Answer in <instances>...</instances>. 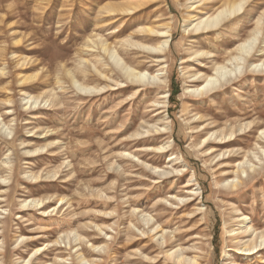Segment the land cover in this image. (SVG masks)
<instances>
[{"label": "rangeland", "instance_id": "374dc122", "mask_svg": "<svg viewBox=\"0 0 264 264\" xmlns=\"http://www.w3.org/2000/svg\"><path fill=\"white\" fill-rule=\"evenodd\" d=\"M228 1L242 0H0V264H179L166 257L176 249L264 264L261 240L249 254L231 233L243 217L264 232V73L185 93L200 84L191 73L244 66L228 58L254 36L248 63L264 60V0L191 31ZM146 29L171 34L165 55L142 48L166 39ZM116 61L166 82L141 86Z\"/></svg>", "mask_w": 264, "mask_h": 264}, {"label": "bare ground", "instance_id": "6f19581e", "mask_svg": "<svg viewBox=\"0 0 264 264\" xmlns=\"http://www.w3.org/2000/svg\"><path fill=\"white\" fill-rule=\"evenodd\" d=\"M200 1H205V0H200ZM201 2V3H202ZM243 2L244 0H242L241 2L237 3V2H226L224 3V6L221 10H217V12L211 14V15H208V13H204L203 16H201V18H199L200 20L193 25L192 27V32H196V31H202V32H207V31H212L214 30L216 27L219 26V24L221 23V21H223L225 18H229L231 17L232 15L238 13L240 10H242L243 8ZM208 10V8H206ZM198 20V18H197ZM188 29V28H187ZM124 31V30H123ZM141 31H143L141 29ZM145 31H147L148 33L150 34H156L157 36H162L165 40L162 41L159 45L155 46V47H142L144 49H147V52L149 50V53L150 51H153L152 53L154 54H159V53H162L164 54L165 52L169 51V45H170V39H171V34L169 32H157L153 29H146ZM189 32V31H188ZM191 33V32H189ZM195 34V33H193ZM191 34V35H193ZM257 34V33H254V35ZM153 38V37H152ZM256 36H254L253 38H251L249 41H246V43L242 44L239 46V48L237 49V52L234 54V53H231V55L229 56L228 58V62L231 63L232 61H244L245 63L244 66H241L242 64H239L237 66V68L235 67H232V69H229L228 68V65L227 64H224V65H218V66H214L213 67V73L211 75L209 74H206L204 72H201V71H198V72H195V73H191L189 75V79H190V82L191 83H200L198 84L197 86H195V88H188L186 89L185 93H188L189 94H194V95H205V94H209V93H212L214 91H216L217 89H220V88H223L225 86H227L228 84L230 85V83L234 82L235 80H237L239 77L241 78V76L244 74H253L255 73L256 71H259V72H262L264 73V60L261 61V62H258V63H248V61H250V51L252 49V45L254 44V42L256 41ZM253 42V43H252ZM135 45V44H134ZM263 52V51H262ZM200 53V52H198ZM197 53V54H198ZM195 54V53H194ZM110 55L113 57H115V53L113 51H110ZM152 55V54H150ZM165 55V54H164ZM155 57V56H154ZM160 57V56H159ZM254 57V56H253ZM83 59V58H82ZM116 59V57H115ZM152 59V58H151ZM159 59V58H158ZM85 60V59H84ZM254 60V59H253ZM83 61V60H82ZM164 61V60H163ZM259 61V60H258ZM117 62V67L120 68V70L126 75V77L128 78V80L134 82V83H137V84H141L145 86V84H152L154 83L155 81L159 80V83L161 85H164L166 80L164 81H161L159 77L155 75V76H152V77H149L148 79H145L148 74L146 72H140V71H137L135 69H130L129 67H126V66H121L120 65V62L119 61H116ZM84 63V61H83ZM157 63V61H156ZM160 63V62H159ZM234 63V62H233ZM164 64V63H163ZM144 65V64H143ZM213 65V64H212ZM233 66V64L231 65ZM165 68V67H162V69ZM83 70H86V71H89L90 74L86 73V71H81L83 73V79H85L86 77H90V76H93L91 71L90 70H87V69H83ZM165 71V70H164ZM75 74V73H74ZM166 74V72H165ZM256 74V73H255ZM69 75L73 78V84L77 86L78 90L82 93V94H85L86 96L93 94L95 89L92 88V87H88V86H84L82 83H79V80H75L74 79V76L73 74H71L69 72ZM166 77V76H165ZM164 77V78H165ZM80 79H82L81 77H79ZM166 79V78H165ZM127 80V79H126ZM187 80V79H186ZM164 83V84H163ZM189 83V82H188ZM155 84V83H154ZM158 84V82H157ZM195 85V84H194ZM121 86V85H120ZM192 87V86H191ZM194 87V86H193ZM156 89V88H155ZM160 89V88H158ZM152 90V89H151ZM101 90H99L100 92ZM146 91V90H145ZM150 91V89H149ZM98 92V91H96ZM143 93V92H141ZM149 93V92H148ZM151 93V92H150ZM84 95V96H85ZM162 96V95H161ZM168 93L165 94V96L163 98L165 99H168ZM140 97V96H139ZM34 98V97H33ZM32 100V99H31ZM34 102V101H33ZM158 102V101H157ZM168 102V101H165V103ZM159 103V102H158ZM153 104V103H152ZM162 105V104H161ZM166 105V104H165ZM158 106V104H157ZM32 108V107H31ZM164 108H166V106H164ZM167 110V109H166ZM165 112V111H163ZM168 114V113H167ZM201 116H199V119ZM198 119V120H199ZM211 124V123H210ZM243 125V124H242ZM213 126V125H212ZM166 127V126H165ZM164 127V129H166ZM170 128V127H169ZM212 128V127H211ZM163 129V128H162ZM205 130V127L203 128ZM170 130V129H169ZM164 131V130H163ZM168 132V131H166ZM231 132V131H230ZM223 133V132H222ZM217 134V133H216ZM262 135H264V132L261 133ZM208 137H206L203 142L200 144H198L197 146H202L207 140L211 141L212 137L215 135V133H212V134H207ZM222 136H220V140L219 141H223V140H226L227 138V135L230 139L233 138V136L235 135V132H232V133H225V134H221ZM152 136V135H151ZM210 136V137H209ZM263 137V136H262ZM219 138V136H216L215 139L213 141H216L217 139ZM237 138L233 139V141H235ZM232 141V140H231ZM173 142V141H172ZM171 142V143H172ZM227 142H230V141H227ZM225 143V142H224ZM223 143V144H224ZM173 144V143H172ZM161 148V147H160ZM167 150V148H166ZM207 150V149H206ZM157 152V150H156ZM191 153V152H190ZM264 153V152H263ZM188 154V153H187ZM192 154V153H191ZM206 154V153H205ZM126 155V154H124ZM185 157V156H184ZM189 157V156H188ZM122 158V157H121ZM126 158V157H125ZM186 158V157H185ZM185 160H188V159H185ZM172 161H175L172 160ZM171 161V162H172ZM249 170H254L255 171V165L253 166H250L249 167ZM177 171V170H176ZM175 171V173H176ZM180 171V170H179ZM166 172V171H164ZM251 172V171H250ZM172 173V172H171ZM170 173V174H171ZM178 173V171H177ZM261 173V172H260ZM259 173V174H260ZM180 174V173H179ZM196 174V173H195ZM237 176L236 177H233L232 181H229L227 180V186L228 184L230 185V188H232L233 190L235 189H239V187L241 188V186L246 183L247 181L244 180L242 178V174L243 175H247L249 177V173L247 172V170L245 169H241V170H238L237 172ZM194 175V174H193ZM236 175V173H235ZM241 175V176H240ZM252 176V175H251ZM180 177V176H179ZM198 178V177H196ZM195 179V178H194ZM251 179V178H250ZM249 179V180H250ZM193 181V180H192ZM196 181V180H195ZM194 182V181H193ZM223 182V181H222ZM199 183V182H198ZM200 184V183H199ZM222 184V183H221ZM198 185V184H197ZM187 186V185H185ZM201 186V185H200ZM223 186H224V183H223ZM229 187V186H228ZM243 187V186H242ZM198 191V190H197ZM194 192V190H193ZM199 192V191H198ZM198 192L196 193V195L198 194ZM201 194V192H200ZM195 195V194H194ZM193 195V196H194ZM198 196H202V195H199ZM177 198V196H176ZM186 199V197H185ZM183 200V199H182ZM33 202V201H32ZM38 202V201H37ZM35 203V202H34ZM35 205V204H34ZM39 205V203L37 204ZM41 205V204H40ZM136 211V210H135ZM136 214V212H135ZM207 214V213H205ZM204 214V215H205ZM206 216V215H205ZM143 217V216H141ZM146 218V217H145ZM143 218V219H145ZM151 220L150 219H146L145 222L146 224H149ZM238 221V220H237ZM242 223H243V226L237 230H232L231 233H233L232 236H235L233 241L236 240V245H238V250H241L242 252H245V251H248L246 253H260V251L262 249H259V251L255 252L256 249H258V247L262 246L263 243H264V232H261V233H257L255 229H253V227L248 223V218L247 217H243V219L241 220ZM157 229H159V227L157 228H154L152 231H156ZM166 234V233H165ZM251 237L250 240L246 241V243H243L242 241V238L244 237ZM170 237V236H169ZM172 237V236H171ZM155 238V236H154ZM153 238V240H154ZM161 239L162 241L159 240V244L160 245H166V246H169L170 242L172 241L171 238H168V237H165L164 233H162L161 235ZM260 241V245L258 246V241ZM243 243V245H242ZM239 245H242V246H239ZM237 247V246H236ZM237 250V251H238ZM40 251V249H38L35 253L37 254L38 252ZM180 251H183L184 252V249H176L174 251H171V252H167L166 254V257L167 258H175L176 261L180 264H186L187 262H190L192 264H197V259L196 257L195 258H186L184 256V254L182 253H179ZM240 252V251H239ZM179 253V254H178ZM241 254V252H240ZM242 255V254H241ZM80 257V255H79ZM239 257V256H238ZM68 260V259H67ZM84 261V259H82ZM35 264L34 261H28L26 262V264ZM85 264H87V262H85ZM262 264V263H261Z\"/></svg>", "mask_w": 264, "mask_h": 264}, {"label": "trees", "instance_id": "16d2710c", "mask_svg": "<svg viewBox=\"0 0 264 264\" xmlns=\"http://www.w3.org/2000/svg\"><path fill=\"white\" fill-rule=\"evenodd\" d=\"M177 93H178V92L175 91V92L172 94V96H173V101H175V100H174V97L177 95Z\"/></svg>", "mask_w": 264, "mask_h": 264}]
</instances>
